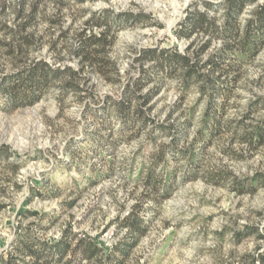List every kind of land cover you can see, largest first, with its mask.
<instances>
[{
    "label": "rangeland",
    "instance_id": "obj_1",
    "mask_svg": "<svg viewBox=\"0 0 264 264\" xmlns=\"http://www.w3.org/2000/svg\"><path fill=\"white\" fill-rule=\"evenodd\" d=\"M58 1L0 0V79L44 61L52 69L76 71L73 81L81 89L62 94L67 77L61 76L36 104L11 112L0 109V256L10 250L21 227L49 242L63 231L85 234L108 253L131 241L120 221L136 207L145 233L119 264H243L245 257L247 263L258 248L264 249L257 234L235 238L247 227L264 236V187L253 193L246 187L264 175V143L254 148L244 139L264 122V47L241 69L230 96L218 100L224 101L217 117L220 132L201 140L197 131L205 100L196 88L183 94L171 78L148 106L158 124L174 126L188 121L194 110L177 144L147 126L133 138L114 135L116 148L105 152L91 136L117 134L120 126L109 118L111 125L105 128L92 111L105 96L119 99L123 86L137 77L141 65L135 59L141 49L185 51L190 41H178L174 30L191 4L204 11L202 2L216 5L221 0ZM102 9L150 17L117 33L108 51L120 75L114 83L90 66L81 67L73 54L77 36L90 33L85 21ZM218 46L215 42L213 48ZM153 87L151 83L141 93ZM178 150L187 156L173 157ZM190 152L198 154L195 174L189 171ZM163 153L167 161L154 172L163 186L171 187L154 200L143 179L154 157Z\"/></svg>",
    "mask_w": 264,
    "mask_h": 264
},
{
    "label": "trees",
    "instance_id": "obj_2",
    "mask_svg": "<svg viewBox=\"0 0 264 264\" xmlns=\"http://www.w3.org/2000/svg\"><path fill=\"white\" fill-rule=\"evenodd\" d=\"M58 2L64 4V0ZM202 4L206 8L204 11L191 4L185 11V17L177 23L174 30L178 41H190L184 52L174 48L141 49L135 59L141 65L137 77L130 78L123 86L119 99L105 96L102 106L92 111L94 118L101 119L105 128L111 125L109 118L115 119L120 126L119 130H115L117 134H93L91 138L96 147L111 153L116 148L118 137L121 139L124 135L133 138L147 126H151L152 131L157 134L170 136L172 143L177 144L191 125V113L194 110L189 112L188 121L174 126L158 124L150 117L151 107L148 106L158 95L163 82L171 78L178 81L183 94L191 88H196L201 99L205 100L201 125L197 131L201 140L205 141L207 137L222 130L217 117L223 114L224 101L220 104L218 100H226L230 96L241 69L264 47V1L259 3L258 0H221L216 5L208 2ZM245 14L249 16L242 18ZM149 18L142 13H113L109 9L91 13L84 23V29L90 33L86 34L84 31L77 36L74 57L81 67L90 66L104 80L118 82L119 70L116 63L109 58L108 51L114 45L119 31L141 24ZM156 25L161 27L160 24ZM95 30H98L97 34L94 33ZM25 42L29 41L25 39ZM215 42H218L219 46L213 48ZM204 55L207 57L202 62ZM145 63H150L149 67L145 68ZM61 76L67 77V81L60 87L62 94L68 90H81L73 81L78 76L76 71L71 68H65L64 71L52 69L44 61L30 62L21 71L2 77L0 99L3 103L0 109L11 112L36 104L47 87ZM151 83L155 84V87L142 94L141 91ZM174 108L178 110L179 104ZM114 135L118 137L111 139ZM244 139L254 148L262 145L264 122ZM171 148L173 147L170 146L168 150L171 151ZM174 153L172 152L173 157H179L180 154L187 156V153L179 150ZM165 155L157 154L154 157L153 164L147 169L143 179L144 184L151 189L150 198L154 200L156 195L165 197L171 187L168 184L163 186L154 172L157 165L167 161ZM197 158V153L190 152L191 174H195ZM256 182V185H253L252 181L246 185L251 193L258 186L264 187V175L257 176ZM135 209L136 207L120 221L131 241L116 244L108 253L85 234L63 231L55 242H49L35 236L33 231L28 230L29 227H21L16 231L10 250L0 256V264H119L121 256H127L129 248L145 233L144 219ZM251 234H257L259 239H264L256 228L247 227L246 231L235 235L236 241ZM260 249L248 257L247 263L245 257L243 264H264V249L258 252ZM116 251L119 252L118 255Z\"/></svg>",
    "mask_w": 264,
    "mask_h": 264
}]
</instances>
